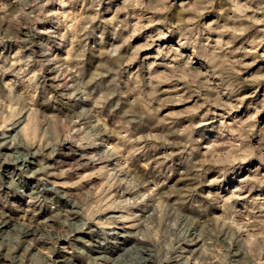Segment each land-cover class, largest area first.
<instances>
[{"label": "clouds", "instance_id": "1", "mask_svg": "<svg viewBox=\"0 0 264 264\" xmlns=\"http://www.w3.org/2000/svg\"><path fill=\"white\" fill-rule=\"evenodd\" d=\"M59 2L64 4L65 0ZM215 2L195 0L194 4L182 7V12L195 13V16L180 22L185 26L182 27L181 36L184 43L193 45V41L186 38L188 33L203 36L206 32H234L240 35L247 31L244 27H213L215 21L198 24L199 17ZM252 2L254 0H245L243 4L240 0H228L230 11L239 14L229 19H245L254 25H264V0L255 8L250 7ZM51 3L53 0H0V44L15 41L21 45L0 52V149L14 150L0 152V166L4 163L20 166L18 174H12L13 178L7 187L28 194V190L23 187L24 177H35L42 184L51 183L54 189H80L84 179H90L97 173H90L70 183L57 184L49 181V177H63L69 169L53 171V165L47 161L63 145L68 146L63 149L64 152H75L76 149L102 144L104 156H112L114 149L104 141L106 131H112L108 128L106 116L112 113L113 119L122 120L124 117H133V120L118 125L123 128L147 112L155 115L158 109L153 108V104L163 107L182 99H157L162 95L157 91L162 82H181L188 92L199 95L205 102L185 109V115L199 111L202 107L209 108L205 115L211 113V106H221L226 111L237 107L220 102L219 93L212 84L225 65L232 72H236L237 64L247 67L240 61L229 60L227 56L221 58L220 53L230 47L222 39L217 40L215 45L211 40L207 43L199 42L196 56L208 58L212 64L209 69L199 64L195 56L182 54L179 48H171L167 55L177 64L165 65L167 71L150 73L145 81L139 80L138 73L125 79L122 78L124 65L130 63L133 57L122 56L121 51L131 36L125 38L124 44L97 50L100 63L86 67L84 60L89 50L86 47L76 49V45L82 43L78 38H73L68 56L56 52L57 43L67 39V33H61L55 26L57 20L52 21L53 26L37 29L38 24H45L50 17L58 18L62 15L45 11ZM100 3L101 0H92L91 9L96 14L80 16L79 19L92 22L99 19ZM248 12L253 15L247 16ZM257 14L260 15L259 19ZM153 23L164 21L150 19L146 26ZM21 28L28 29L23 38ZM37 34L48 39L40 41L45 45L43 49L33 51L31 40ZM135 34L134 26L132 35ZM164 38L165 33L160 32L150 37L146 46H151V42L156 39ZM142 47L138 46L134 50L135 55H138ZM160 51L163 54V50ZM50 65L54 66L50 70L56 72L51 81L45 77V68ZM9 73L14 79L5 80V75ZM259 81H264V75L250 77V82ZM137 107L143 111H136ZM247 123L245 121L236 128L224 125L220 135L208 136V130L197 133V129L203 127L202 123L189 122L167 134L182 137V143L170 141L167 135L138 138L175 144L181 152L187 153L189 170L195 173L192 177L195 186L178 193L157 195V188L160 187L157 185L142 195L124 199L125 193H136L139 188H147V184L152 182H145L139 172L128 168L125 162L118 165L115 172L107 174L101 188H91L87 192L81 190L76 194L59 192L66 201H71L73 211H59L60 202L55 201L57 208L53 209V214L59 218L58 227L47 222H35L36 209L43 208L46 202L35 193L31 194L30 199L33 206L31 219L26 214L12 221L0 210V229H3L0 231V264H58L61 260L69 259L56 256L62 240L69 242L70 248L65 251L75 252L79 264H264V244L247 239L245 234L248 229L242 226L251 223L247 219L249 214L255 216V212H260L264 216V199L256 197L249 201L253 209L246 207L244 211H239L233 201L247 200V197L239 195L242 188L234 187L230 194H221L211 187L221 183V177L207 178L210 172L222 175L227 173V165L240 163L254 154V149L240 141V130ZM245 131L250 132L251 129ZM197 136L199 138H195ZM33 157L38 159H31ZM85 158L98 160L100 157L89 155ZM29 163L35 167H29ZM256 180L264 183V176ZM114 186L120 198L116 194L109 195ZM173 194L180 198L170 203ZM142 204L144 208L137 207ZM110 209L119 211L121 215L98 218ZM131 209L137 210L134 212ZM217 209L223 211L218 212ZM259 222L264 224V219ZM93 224L95 228L91 227ZM121 225L133 229L132 232L124 233L126 239H121ZM85 230L92 234L91 238L79 237V243L72 239L75 232ZM194 243L201 244L195 251L189 252L184 247ZM235 256H241V259L234 261Z\"/></svg>", "mask_w": 264, "mask_h": 264}, {"label": "rangeland", "instance_id": "2", "mask_svg": "<svg viewBox=\"0 0 264 264\" xmlns=\"http://www.w3.org/2000/svg\"><path fill=\"white\" fill-rule=\"evenodd\" d=\"M194 2L195 0H101L99 19L94 22L79 19L80 16L96 14L91 9L92 0H65L64 4H61L59 0H53V3L47 6L46 12H59L62 15L58 18L50 17L45 24H38L37 29L53 26L52 21L57 20L55 26L61 33H67V39L57 43L56 52L61 56H68L69 49L72 48L73 38L76 37L82 41L81 44L76 45V49L86 47L89 50L84 60L86 67H94L100 63L97 50H107L113 46L124 44L125 38L131 36L121 51L122 56L133 57L130 63L124 65L122 78L125 79L130 78L131 74L138 73L139 80L145 81L150 73L167 71L165 65L177 64V61L167 55L171 48H179L182 54L195 56L199 64L203 65L205 69H209L212 67L210 60L196 56L199 42L207 43L208 40H211L212 44L215 45L217 40L222 39L230 47L220 53L221 58L227 56L229 60L240 61L242 65L247 67L237 64L236 72H232L230 67L225 65L212 81L219 93L220 102L237 106L234 110L226 111L224 107L211 106V113L208 115H205L209 112L208 107H202L199 111L185 115L183 114L185 109L193 108L197 103L203 105L205 102L200 99L199 95H192L191 92H188L181 82H162L157 89L162 95L157 99L164 100L166 97H181L182 99L168 103L163 107L153 104V108L158 109L155 115L152 112H147L143 117H136L135 122L129 123L127 127L123 128L118 127V125H123L134 118L113 119L112 113L106 116L108 128L112 131H106L104 141L114 149L112 156H104L101 151L102 144L76 149L75 152H64L63 149L68 146H61V150L47 163L53 165V171L64 169H69V171L63 177L51 176L49 181L64 184L78 180L90 173H97L92 175L90 179H84L80 189H54L51 183L42 184L35 177H24L23 187L28 190V194L17 192L7 185L13 178L12 174L14 172L18 174L20 166L16 163H4L0 166V210L10 220H19L26 214L31 219L33 206L30 204V199L31 194L35 193L46 201L43 208L36 209L35 222H47L53 227H58L57 220L59 218L54 217L53 214V209L57 208L55 201L60 202L59 211L63 213L73 211L71 201H66L64 197L59 195V192L76 194L81 190L87 192L91 188H101L105 183L107 174L115 172L117 166L125 162H127L128 168L133 169L134 172H139L145 182L148 180L152 182L147 184V188H139L136 193H125L124 199L142 195L157 185H160L157 188V195L169 192L178 193L180 190L194 187L192 177L195 173L190 172L187 153L181 152L179 146L165 144L155 139H138L141 136L149 135L165 136L189 122L203 124L202 128L197 129L198 134L208 130V136H218L224 125L236 128L239 124L248 121L244 125V129L240 130V141L254 149V154L240 163L227 165L226 167L229 169L227 173L222 175L214 171L210 172L207 178L221 177V183L211 186L220 191L221 194H230L234 187L242 188L239 195L247 197V200L233 201L239 211H244L246 207L253 209V205L249 201L256 197L264 199V183H258L256 180L257 177L264 176V81L250 82V77L253 75H264V31H261L264 29V25H254L250 20L245 19H229V17L239 14L230 11L231 5L228 0H216L211 8L199 17L198 24L203 25L215 21L213 27H244L247 28V31L240 35L234 32L224 34L206 32L203 36L188 33L186 38L193 41V45L189 46L181 39L182 27L185 26H182L180 22L182 19L187 20L189 17L195 16L194 12H182L183 6L194 4ZM244 2L245 0H240V3L243 4ZM260 2L261 0H254L250 7H257ZM246 15L252 16L253 14L248 12ZM66 16L68 18H65ZM259 18L260 15L257 14V19ZM150 19L152 21L162 20L164 23H153L151 26H146L149 25ZM105 21L108 22L105 23ZM134 26L136 34L132 35ZM27 31V28L20 29L22 38ZM160 32L165 33V38L156 39L151 42V46H146L150 42L149 38ZM47 39L46 36L35 35L31 40L32 50L43 49L45 45L41 44L40 41ZM138 46L143 47L138 55H135L134 50ZM19 47L21 45L15 41H5L0 44V52ZM160 50H163V54ZM153 65L155 67H152ZM52 67L54 66L50 65L49 68H45V77L49 81L56 75L55 71L50 70ZM4 79L10 80L14 77L9 73L5 75ZM185 100L187 102H184ZM136 111L141 112L143 109L137 107ZM172 113L179 115H169ZM248 128L251 129L250 132L245 131ZM167 138L173 142H183L182 137L167 135ZM195 138H199V136ZM11 151L14 150L0 149V152ZM89 155H96L100 158L88 160L85 157ZM31 159L38 158L33 157ZM29 167L34 168L35 165L29 163ZM120 178L124 179L123 176ZM112 194H116L117 198H120L119 191L115 186L109 192V195ZM179 198V195L173 194L169 202L177 201ZM137 207L144 208V205ZM136 210L131 209L134 212ZM216 211L222 212L223 210L217 209ZM119 215H121L119 211L110 209L98 218ZM247 219L251 223L242 225L248 229L245 234L246 238L254 243L264 244V224L259 222L264 219V216L260 212H255V216L249 214ZM91 227L95 228L96 225L93 224ZM2 230L0 229V231ZM119 231L121 232V239H126L124 233L132 232L133 229L121 225ZM91 235L87 230L84 232L77 231L72 239L79 243V237L91 238ZM200 246V243L184 245L189 252L195 251ZM66 248H70L69 242L60 241L56 256L69 257V259L61 260L58 264H79L77 254L70 250L65 251ZM240 259L241 256L233 257L234 261Z\"/></svg>", "mask_w": 264, "mask_h": 264}]
</instances>
